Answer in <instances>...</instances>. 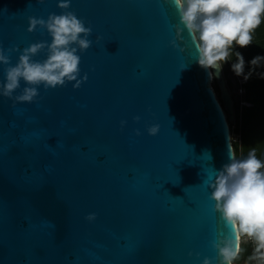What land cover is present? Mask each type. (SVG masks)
Segmentation results:
<instances>
[{
  "label": "water",
  "instance_id": "1",
  "mask_svg": "<svg viewBox=\"0 0 264 264\" xmlns=\"http://www.w3.org/2000/svg\"><path fill=\"white\" fill-rule=\"evenodd\" d=\"M60 2L0 0V48L18 49L0 83L25 48L51 43L29 19L63 14ZM67 11L92 29L77 52L87 80L41 85L15 107L0 96V264H219L212 244L227 230L208 184L234 125L222 71L199 66L186 30L184 52L171 46L179 19L162 0H71Z\"/></svg>",
  "mask_w": 264,
  "mask_h": 264
},
{
  "label": "clouds",
  "instance_id": "2",
  "mask_svg": "<svg viewBox=\"0 0 264 264\" xmlns=\"http://www.w3.org/2000/svg\"><path fill=\"white\" fill-rule=\"evenodd\" d=\"M41 3L44 0H40ZM164 4L174 7L179 24L175 25V38L171 46L181 53L183 30L191 38V44L198 53L196 58L199 66L215 73L222 71L223 65L235 56L232 70L236 75H243L245 60L236 48H247L253 43L254 33L264 25V0H162ZM71 0H62L58 7L63 14L49 15L47 21L30 18L28 32L37 27L46 29L51 37V43L38 42L25 48L15 66L5 68V82L0 83V96L14 99L17 103L36 102L42 85L45 90L64 87L74 82V88H79L83 81L80 75V56L92 45L88 37L92 34L91 27H86L82 19L75 13L67 11ZM183 26V29L180 27ZM101 37L96 38L99 43ZM18 49H9L5 54L0 48V65H10L9 56ZM44 52L46 59L36 61L33 57ZM264 56H256L250 62L252 66H261ZM213 71H209L212 78ZM251 72L244 79L247 80ZM26 85L20 95L13 96L20 88V82ZM139 121V117L134 118ZM125 121H121V128ZM150 136H156L159 125L147 129ZM139 136L140 132L137 131ZM229 162L220 170H216L215 178L209 182L211 189L209 199L214 202L213 212L218 213L227 230L212 247L217 252L219 264H235L242 253V244L251 242L253 252L250 261L264 264V159L257 155L255 148L246 155H238L229 147ZM91 222L95 214L86 217ZM203 264H212L204 259Z\"/></svg>",
  "mask_w": 264,
  "mask_h": 264
},
{
  "label": "trees",
  "instance_id": "3",
  "mask_svg": "<svg viewBox=\"0 0 264 264\" xmlns=\"http://www.w3.org/2000/svg\"><path fill=\"white\" fill-rule=\"evenodd\" d=\"M236 51L241 52L245 60L243 75H248L251 72L244 86V98L246 102L251 104V107H244L240 113L238 112L239 115L235 116L234 128L229 123L230 135L234 133L239 137L238 141H232V147L238 155H246L250 149L255 148L257 155L264 159V61L261 62V66H252L250 63L256 56H264V25H261L254 33L253 43L250 47L236 48ZM230 60V74L232 75L235 73L232 70L235 56H231ZM213 84L212 87L216 93L215 80ZM226 85L232 88L231 81H226ZM252 252V243L242 244L241 256L235 263L254 264V261L249 260Z\"/></svg>",
  "mask_w": 264,
  "mask_h": 264
},
{
  "label": "built area",
  "instance_id": "4",
  "mask_svg": "<svg viewBox=\"0 0 264 264\" xmlns=\"http://www.w3.org/2000/svg\"><path fill=\"white\" fill-rule=\"evenodd\" d=\"M244 76L247 75L238 76L235 73L231 75L232 77L231 85L233 91L230 92V94H231L233 106L235 105L237 107L239 113L244 107H251V104L246 102L244 98L245 95L244 86L248 81V79L247 80L244 79ZM254 264H258V263L254 262Z\"/></svg>",
  "mask_w": 264,
  "mask_h": 264
},
{
  "label": "rangeland",
  "instance_id": "5",
  "mask_svg": "<svg viewBox=\"0 0 264 264\" xmlns=\"http://www.w3.org/2000/svg\"><path fill=\"white\" fill-rule=\"evenodd\" d=\"M222 73H223V77H224V79H225V82L226 81H231L232 80V77H231V74H230V63L228 62V63H225L224 65H223V68H222ZM213 84V83H212ZM214 85V84H213ZM226 87H227V89H228V91L229 92H232L233 90H232V88L230 87L229 88V86H227L226 85ZM214 88H215V90H216V95H217V97H218V99H219V90H218V87L216 88L215 86H214ZM233 113H234V120H235V116L237 117L239 114H238V111H237V108H236V106L234 105L233 106ZM234 120H233V122H234ZM231 125H232V128H234V125H233V123H231ZM239 140V137H238V135L237 134H231V141H238ZM245 243H251V242H245ZM244 244V243H243ZM252 247H253V244H252ZM235 264H245L244 262H242V263H235Z\"/></svg>",
  "mask_w": 264,
  "mask_h": 264
}]
</instances>
